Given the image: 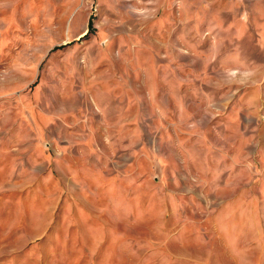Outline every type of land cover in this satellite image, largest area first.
I'll return each mask as SVG.
<instances>
[{
  "label": "rangeland",
  "instance_id": "obj_1",
  "mask_svg": "<svg viewBox=\"0 0 264 264\" xmlns=\"http://www.w3.org/2000/svg\"><path fill=\"white\" fill-rule=\"evenodd\" d=\"M189 4L0 0V264H264V0Z\"/></svg>",
  "mask_w": 264,
  "mask_h": 264
},
{
  "label": "crops",
  "instance_id": "obj_2",
  "mask_svg": "<svg viewBox=\"0 0 264 264\" xmlns=\"http://www.w3.org/2000/svg\"><path fill=\"white\" fill-rule=\"evenodd\" d=\"M222 1H224V4L226 3V0H222ZM177 3L184 5L183 7L190 5L189 0H162V8H163V15L162 16L168 17V15L172 14L171 9H173V6H175ZM214 11H217V10L214 9Z\"/></svg>",
  "mask_w": 264,
  "mask_h": 264
}]
</instances>
